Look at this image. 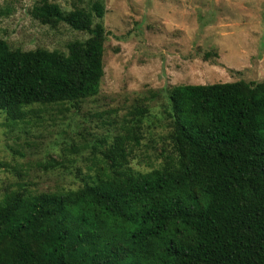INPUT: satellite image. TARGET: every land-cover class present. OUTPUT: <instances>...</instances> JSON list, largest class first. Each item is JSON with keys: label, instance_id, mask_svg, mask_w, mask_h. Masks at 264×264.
<instances>
[{"label": "trees", "instance_id": "trees-1", "mask_svg": "<svg viewBox=\"0 0 264 264\" xmlns=\"http://www.w3.org/2000/svg\"><path fill=\"white\" fill-rule=\"evenodd\" d=\"M31 15L88 36L66 51L0 39V110L13 122L34 104L75 107L98 94L103 76L102 0L68 11L41 0ZM163 92L161 131L144 128L160 93L138 96L116 133L98 141L79 185L5 188L0 264H264V80ZM152 135L163 144L158 156L134 167L133 157H150L142 146Z\"/></svg>", "mask_w": 264, "mask_h": 264}, {"label": "rangeland", "instance_id": "rangeland-1", "mask_svg": "<svg viewBox=\"0 0 264 264\" xmlns=\"http://www.w3.org/2000/svg\"><path fill=\"white\" fill-rule=\"evenodd\" d=\"M40 1L0 0V39L12 48L66 51L68 42L88 36L64 22L52 28L33 18L31 9ZM49 1L68 11L90 10L95 0ZM102 3L106 39L98 94L75 107L31 105L36 112L22 121L13 122L0 110V196L18 181L37 191L79 185L100 156L98 141L116 133L138 96L160 93L148 103L155 117L144 125L157 133L164 89L264 80V0ZM150 138L154 142L142 146L150 157H133L134 167H147L158 156L163 144L159 137ZM51 159L63 164L45 167Z\"/></svg>", "mask_w": 264, "mask_h": 264}]
</instances>
